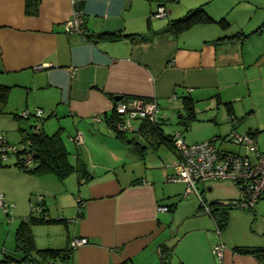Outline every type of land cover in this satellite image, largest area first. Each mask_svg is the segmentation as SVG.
<instances>
[{"label": "crops", "instance_id": "crops-1", "mask_svg": "<svg viewBox=\"0 0 264 264\" xmlns=\"http://www.w3.org/2000/svg\"><path fill=\"white\" fill-rule=\"evenodd\" d=\"M170 1L83 0L84 32L78 33L64 28L74 12L73 0H39L35 13L26 10L27 0H0V85L11 87L7 102L0 103V117L27 111L13 110L22 105L15 91L23 89L29 96L33 94L36 109L48 112L46 119H54L47 128L67 131L66 142H74L72 135L78 131L83 133V143L77 149L89 160V179L82 183L76 173L61 180L54 174L35 175L13 164L0 165V193L15 204L9 215L0 208V264H21L5 260L22 257L16 248V226L29 215L36 195L44 197L51 217L68 220L48 224L60 227L64 243L56 245L61 239L54 241L49 235L45 248L88 238L85 244L71 245L73 255L68 264H162L163 243L170 247L166 264H264V255L234 249L264 248V197L254 208L230 211L228 224L220 233L199 197L184 201L179 217L174 196L190 194L171 191L170 182L186 183L169 180L174 163L170 172V153L161 151L166 144L154 146L146 139L149 145L144 157L136 155L130 139L117 138L104 116L114 107L115 97L122 95L155 98L163 119L170 120V109L179 110L183 97L192 96L197 101V117L202 112V120L208 122L199 127L194 120L188 128L179 123L187 142L225 140L233 130L257 131V145L264 150V30L245 41H217L240 30L251 32L264 20L252 19L248 25L234 27L226 15L222 16L221 6L213 4L215 0H177L178 4L171 6ZM187 2H193L191 7L187 8ZM251 2L264 10V0ZM203 3L215 19L225 17L228 27L213 22L196 24L177 35L167 31L170 19ZM160 4L167 10L164 17L154 16ZM101 32L135 37H88ZM227 101L234 105L235 123L229 119L224 105ZM95 116L101 120L90 122ZM44 123L42 120L40 125L44 127ZM166 124L163 129L170 133ZM47 128L44 130L49 133ZM129 161L132 165L127 169ZM206 183L200 192L209 208L211 201L234 199L224 195L225 199L217 200L218 194L207 198L206 191L214 188ZM72 190H78L82 198V216H78L79 211L68 215L62 197L58 198ZM173 204L176 208L171 211L168 207ZM184 216L203 218L200 224L184 225L187 228L178 233L176 227ZM220 242L226 247L222 258L213 250Z\"/></svg>", "mask_w": 264, "mask_h": 264}, {"label": "trees", "instance_id": "trees-1", "mask_svg": "<svg viewBox=\"0 0 264 264\" xmlns=\"http://www.w3.org/2000/svg\"><path fill=\"white\" fill-rule=\"evenodd\" d=\"M173 1V0H172ZM177 1V0H174ZM37 0H27L26 10L29 13H35L37 11ZM206 3H203L200 6L189 9L186 14L183 16L170 19L168 22L167 31L173 35H177L189 28L193 27L199 23H213L216 22L221 26L227 28L229 22L225 17L220 19H215L212 17L206 10ZM159 6H163L160 4ZM159 8V7H158ZM156 13V12H155ZM264 30V21L259 25L255 30L251 32H244L242 30L226 35L217 39L218 42L225 40H235L240 39L242 41L247 40L253 33L261 34ZM123 36L135 37L133 34H122L120 32H101L96 35L90 34L89 38L92 39H108V40H118ZM140 38L144 36L138 35ZM11 87L6 85H0V103H6ZM115 105L117 101H114ZM183 113L178 119V123L184 125L188 128L191 123L197 118V107L196 99L192 96L183 97ZM115 105L112 108L110 113L105 114L110 127L115 131L116 137L122 141H128V134L125 131L118 129L117 123L120 119L119 115L116 112ZM224 105L227 108L228 116L231 122L236 121L234 105L232 102H224ZM15 119L29 118L24 117L19 114H14ZM39 119V118H38ZM167 120L160 118L157 122L152 123L147 120H143L140 123V126L137 131L132 133L137 134L140 137L150 140V143L154 146L160 144H166L170 148L174 149V134L165 133L163 129V124H166ZM34 127L33 131H27V129L20 127L19 132L21 135V147L19 150L14 153L16 154L15 166L23 170L25 173L43 175V174H54L59 179L65 180L70 175L76 173L79 179V182L82 183L89 179V171L87 164L84 161L81 152L77 149L80 145H76V150H69L66 141L64 139V131L62 128L58 129L56 132L49 134L44 130V127L40 124H37L35 121L32 124ZM254 137L257 135V131H248ZM136 136L130 138V143H133L136 153L144 157V146L138 140ZM215 143L214 139H209ZM27 144L28 146H24ZM24 146V147H23ZM30 152L32 154L31 162H24L22 154ZM71 159V157H73ZM6 159L0 155V165L4 164L3 162ZM5 165H9L6 164ZM41 196V195H40ZM79 205L81 208L82 198L78 199ZM235 199L229 200L228 202L223 201H211L210 202V214L216 220L217 227L219 229H224L229 221V213L233 208H236L234 204ZM10 202V201H9ZM12 203V202H10ZM14 204V203H12ZM15 207V204H14ZM13 207V208H14ZM202 208V205H200ZM168 208L171 211L176 208V204L169 206ZM83 215V209L79 210L78 216ZM66 218L57 219L51 217L48 210L44 206V197L42 196L41 201H36L32 205V211L29 215L22 219L19 225L16 228V248L22 253L20 259L16 257H8L5 262L18 261L21 264H68L73 255V248L71 245H66L63 248H38L35 242L34 234L32 227L37 224H56L59 222H67ZM169 246L165 243L161 244L160 256L161 263L166 264L168 262V251ZM235 250L242 253H251L255 255H264V248L261 247H252V246H236Z\"/></svg>", "mask_w": 264, "mask_h": 264}, {"label": "built area", "instance_id": "built-area-1", "mask_svg": "<svg viewBox=\"0 0 264 264\" xmlns=\"http://www.w3.org/2000/svg\"><path fill=\"white\" fill-rule=\"evenodd\" d=\"M39 1V0H37ZM83 0H73L74 12L70 19L64 22L66 32L83 33L84 10L81 8ZM167 10L164 6H159L156 17H164ZM115 109L120 119L117 123L118 129L125 132L137 131L139 127L132 125L133 120H147L155 123L160 118V106L155 98L123 97L117 101ZM34 115L37 118L44 117V110L37 108ZM24 117H30L29 111L22 113ZM101 117L95 116L93 121H100ZM229 138L243 146L245 152H229L217 147L211 140L197 142H187L183 132L176 131L174 134V147L177 160L174 163V174L169 177L170 181H182L186 183L185 194H196L201 200L207 212L210 208L204 203L203 195L198 189V183L209 181H232L240 191V197L235 199L234 204L239 208H254L260 199L264 197V150H261L255 137L248 133H239L233 130ZM72 140L76 144L83 143L84 135L78 131ZM24 146H28L25 144ZM23 146V147H24ZM18 146L12 145L0 133V155L3 159H8L10 153H16ZM23 161L28 163L32 160V154L26 152L22 154ZM39 196L37 201H41ZM14 204L10 203L3 193H0V208L6 214H11ZM162 209V208H161ZM167 210V207L163 208ZM162 209V210H163ZM218 233L220 229L218 228ZM87 237L74 238L72 246L85 244ZM225 245L223 242L214 246L213 250L219 258L223 257ZM54 264V263H53Z\"/></svg>", "mask_w": 264, "mask_h": 264}, {"label": "rangeland", "instance_id": "rangeland-1", "mask_svg": "<svg viewBox=\"0 0 264 264\" xmlns=\"http://www.w3.org/2000/svg\"><path fill=\"white\" fill-rule=\"evenodd\" d=\"M183 2L184 1H190V0H182ZM252 0H215L213 2V4H216L217 6H221V8L223 9V15L222 16H227L228 19H230L232 21V23L234 24V27H238V26H241L242 24H245V25H248L249 22H251V20L253 19V22L254 21H263L264 20V10H260L257 6H254V4H252L251 2ZM193 2H187L185 3L186 5H189L187 8L191 7L190 5H192ZM178 2H174V1H170V6L171 5H177ZM186 8V9H187ZM186 12V10H185ZM183 12V13H185ZM182 13V15H184ZM221 17V16H220ZM23 89H16L15 91V97H17L18 99V103H21L22 105L20 106V108H16V109H13L14 112H18V113H21L23 110H27V111H31L33 113H35V110H36V107H37V104L35 103V98L33 97V94H31V96L28 95L27 91L24 92ZM26 104H28V107L26 108ZM200 107L203 105H205V101L204 102H200L198 104ZM4 110H9L8 107L6 106H2ZM221 112H224V107L221 106ZM184 109L183 107H181L179 110L177 109H170V120H167V123L166 124V129L169 130L170 133H173V132H176V131H181L183 132L184 128L182 125H180L178 122V119H179V116H180V112H183ZM217 112V110H216ZM215 112V114H216ZM203 114L202 112H200L198 114V117L195 119L194 123L196 122H199L197 126H202V127H205L207 123L205 122H208V121H204L202 120L203 119ZM213 114V115H215ZM13 114H11L10 116H3V117H0V133H2L4 135V137L9 140V142L11 143H14L15 145H18L19 147H21V135H20V132H19V128L20 127H23L25 129H27V131H33V128L31 127V125L33 124V122L35 121L37 124H41V121L43 120L45 123H44V127L47 128L48 126H50V124H54V120L52 117L46 119L48 117V112L45 110V114H44V117L41 119V118H37L34 114H31V118L29 119H24V118H21V119H13ZM206 116H204L205 118ZM209 117V116H208ZM207 118V117H206ZM46 119V120H45ZM219 119V118H218ZM202 120V121H201ZM90 122H93V117L91 119ZM140 124V121L139 120H133L132 121V125H134L135 127H138V125ZM222 124H217L216 127H220ZM48 132L49 133H53L55 132V130H50V128H47ZM52 129V128H51ZM56 129V128H55ZM52 131V132H51ZM186 133V131H184ZM128 134V138H132L134 136H136V140H138L140 143H142L143 145L147 146L149 145V143L146 141L145 138L143 137H140L138 136L137 134H133L132 132H127ZM67 131L66 133H64V139L65 141L68 140L67 139ZM74 136V135H72ZM69 137V136H68ZM190 141V140H188ZM75 142H66L69 150H71L72 152L76 150V143L73 144ZM215 144L217 145L218 148L220 149H223L225 151H229V152H241V151H244L245 152V146L235 142V141H232L230 140V138H226L225 140L223 139H217L215 140ZM131 145H134L133 143H131ZM149 148H151L149 146ZM132 149H134L132 147ZM81 150V149H80ZM161 151H166V152H169L170 153V172L173 171V166L172 164L176 162L177 160V156H176V153L174 151V149L172 148H169L168 146H162L161 147ZM81 152V151H80ZM82 156H83V152H81ZM137 155V153H136ZM74 158L71 157V159ZM84 161L86 162V164H89V160L85 157H83ZM16 161V154L14 153H10V155L8 156V159L6 161H4L3 163L5 164H13L15 163ZM143 164V163H142ZM132 163L129 161V163L127 164V169H130ZM130 172V171H128ZM127 174H130V173H127ZM75 176V175H73ZM209 184H211L214 188V190L212 191H206V197L209 198L211 197V194H218L220 195V197H218L217 200L219 199H225L223 196L224 195H227L231 198H234V199H238L240 197V193L238 191V187L232 182V181H229V180H223V181H211V182H207L206 183V186H209ZM197 187L199 188V190L201 192H204V186L202 183H198ZM170 188H171V191H173V194H178V193H183L185 191V188H186V185L184 183H180V182H170ZM181 190V191H179ZM178 191V192H177ZM212 192V193H211ZM172 194V195H173ZM40 195H36V199L39 198ZM59 197H62V201L61 203L63 205H65L66 207V213H68V215L72 214V215H77L78 211H79V192L78 190H72L71 192L69 191L68 193H63L62 195H59ZM174 198H176V201H178V215L179 217H181V215L183 214L182 212H180L183 208V204H184V201H187V200H192L194 198H197V195L196 194H190L186 197L183 198V196H181L180 194L179 195H176L174 196ZM262 200V199H261ZM224 201V200H223ZM229 201V200H228ZM228 201H224L225 203L228 202ZM36 202V200L34 201V203ZM263 200L260 202L259 200V205L260 203H262ZM258 203H257V206H258ZM60 207V204L58 205ZM179 208H180V211H179ZM241 209L239 208H233L231 210V213L232 212H236V211H239ZM30 212L32 211V207H30ZM2 212V211H1ZM29 212V213H30ZM4 214V213H2ZM171 215V213H170ZM6 220H9V217L4 215ZM207 216V215H205ZM75 218V216H74ZM201 218L203 217H192V218H186V216L180 218L181 221L179 223V226H177L176 228H178V233H180V231L182 229H184V225H187L188 223L190 222H196L197 224H200L198 223L199 220H201ZM21 219V218H20ZM186 222V223H185ZM213 222V220H212ZM19 223V222H18ZM214 224V222H213ZM19 225V224H17ZM65 226V225H64ZM17 227V226H16ZM214 227L216 228L215 224H214ZM33 229V234H34V238H35V242L37 244V247L38 248H45V247H48V244L47 243V240H49V235L52 237L51 240L55 239L54 241L56 240H60L61 239V244H56V245H63V239L64 237L61 236L60 237V233H59V228L58 226H54V225H48V224H37V225H34L32 227ZM187 228V227H185ZM63 230V229H62ZM177 230V229H176ZM62 232V231H61ZM66 232V230H65ZM56 243V242H55ZM53 248H58V247H63V246H51ZM62 264V263H61Z\"/></svg>", "mask_w": 264, "mask_h": 264}, {"label": "water", "instance_id": "water-1", "mask_svg": "<svg viewBox=\"0 0 264 264\" xmlns=\"http://www.w3.org/2000/svg\"><path fill=\"white\" fill-rule=\"evenodd\" d=\"M122 98H123L122 95H120V96H116V97H115V100H116V101H119V100H121ZM180 117H181V115L179 116V118H180Z\"/></svg>", "mask_w": 264, "mask_h": 264}]
</instances>
